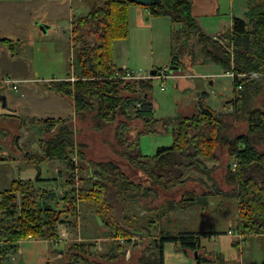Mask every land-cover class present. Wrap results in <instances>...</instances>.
<instances>
[{
    "label": "trees",
    "instance_id": "16d2710c",
    "mask_svg": "<svg viewBox=\"0 0 264 264\" xmlns=\"http://www.w3.org/2000/svg\"><path fill=\"white\" fill-rule=\"evenodd\" d=\"M85 1L90 5L88 13L77 15L73 20V34L69 42L71 56L68 54L67 57L68 74L64 79L52 78L50 82L47 80L39 82L40 87L70 100L74 106L75 116L38 120L40 123L47 124L46 128H43L45 133H51L56 124L59 125V129L57 131L54 128L53 133H56L51 139L47 141L42 137L39 139L42 148L40 159L37 161L31 157L28 160L24 159L28 162L26 164L28 167L34 166L38 170L37 177L33 181L13 182L10 190L0 193L2 261L9 259V253H17L18 243L21 240H27L30 236L50 241L59 239L58 211L54 212L49 208L51 207L47 203L50 200L49 196H43L40 191L43 183L56 181V179L41 178V166L44 161L56 160L64 163L66 165L65 175L70 179L69 184L73 186L71 189L73 198H78L82 202L95 198L94 202H101L94 204H100L105 212L114 208L106 198L105 193L108 192V187L103 182L104 179L111 181L114 185L119 184L118 191L121 194H127L130 199L134 200L133 204L141 209L145 208L141 202L142 198L149 199L157 195V190L152 188V185L143 187L141 183L130 181L119 167L105 162L95 164V174L102 175L100 180H95L97 181L95 188L83 191L80 187L77 189L74 186L76 184L75 156L81 162L84 161L85 153L82 149L85 146L76 143V130L72 127L73 119L82 120L87 117V114L90 115L91 128L99 133L112 125L118 111H124L123 104L128 105L131 101L122 97L123 88L126 87L127 90L129 88L131 93L137 90L134 85L129 86V83H123L122 80L115 78L121 74L123 69L117 67L115 63L114 42L128 39L132 6H142L148 9L153 18L163 16L171 18L174 25L171 65L178 66V61H181L177 54L180 49L178 47L180 38L183 37V42L186 44L195 34L200 44L207 48L210 61L219 64L225 73L235 74L233 114H235V119L244 118L248 124L247 132L231 136L229 131L233 125L225 119L228 113L204 106L202 111L190 117L156 119L154 104L146 95L154 89V80L148 81L149 83L135 84L137 88L145 90L143 96L146 99L136 110V117L145 122V128L137 134L133 141H130L126 138L124 131V128L128 129V124L121 122L116 128L115 136V139L122 145H126L127 150L124 154L130 164L146 176L150 183L159 186L165 192L183 187L190 180L188 171L191 169L198 170L211 179L216 190L212 192L213 194H191L192 198L187 195L178 203L168 201L167 207H162L157 214L164 216L170 208H186L188 205L200 206L203 210H207L209 197L222 195V192L214 180L209 177L217 166L209 168L203 161L215 162L216 150L224 147L230 158L226 180L227 183L235 185L230 193L236 199L240 211L237 228L242 235L248 238L262 237L264 239V106L254 109L247 106H250V99L253 96L260 95L261 83H264V10H262L264 6L260 5L264 2L254 4L245 19L235 17L231 30L227 35L222 36V44H220L211 36L203 33L196 18L192 15V0H151L149 4L136 0ZM4 43L14 54H19L20 51L17 48L25 49L26 47L21 41L7 39ZM209 45L212 46L211 50L208 49ZM0 86V88H5L7 85L3 83ZM242 94H244L243 97ZM21 116L11 117L21 120ZM23 117L36 121L35 117ZM160 123H163L164 127L168 124L172 125L173 144L170 147L159 148L151 157L145 156L141 150L140 139L146 135L159 133L157 125ZM20 126L23 127L22 120ZM29 129L27 128L28 131ZM14 144L17 145L16 139H14ZM258 144L263 148L258 149ZM69 184L67 183L68 186ZM79 189L80 194H78ZM129 193H132L131 196L128 195ZM19 196H21L20 206L17 204ZM1 213L6 214L5 217L14 218L12 223L7 225ZM72 216H75V213H72ZM150 224L153 222L150 221ZM121 234L124 237L127 236L124 231ZM175 240H180L185 250L196 252L200 246V236L195 238V236L182 237L179 234L173 236L171 234L162 239V248L167 241ZM234 246L239 247V242L234 243ZM160 252L163 253V250ZM157 260V264H164L162 254ZM205 261V258L199 257L197 264Z\"/></svg>",
    "mask_w": 264,
    "mask_h": 264
},
{
    "label": "rangeland",
    "instance_id": "374dc122",
    "mask_svg": "<svg viewBox=\"0 0 264 264\" xmlns=\"http://www.w3.org/2000/svg\"><path fill=\"white\" fill-rule=\"evenodd\" d=\"M255 1L256 5L260 4L261 1L264 2V0ZM86 3L89 7V3ZM260 5L264 6V3ZM85 8L87 7H83L81 10L83 11ZM131 10L134 13L135 8ZM81 15H86L85 11ZM145 22L148 23V20H145ZM150 23V27L138 28L137 23L132 22L129 26L128 39L114 42V55L117 66L122 67L125 64L129 68V70L123 69L121 74L115 78L122 80L123 83H129V86L134 85V88L137 89L134 93H131L129 88L127 90L124 87L121 91L122 97L131 100L128 105L123 104L124 111H118L114 123L99 133L94 132L91 128V116L88 114L86 118L78 119L72 123L73 130H76L75 140L77 145L83 144L85 146L82 149L85 153V160L81 162L75 156L76 184L74 186L77 189L80 187L83 191L95 188V185H97L95 180H100L102 176L100 173L95 174V164L105 162L119 167L130 181L141 183L143 187L152 185V188L157 190V195L149 199L142 198L141 202L145 205V208L141 209L137 207L138 205L133 204L134 200L130 199L127 194H121L118 191L119 184L114 185L111 181L104 179L103 182L108 187V192L105 193L106 198L114 208L105 212L101 209L100 204H94L101 202H94L95 198L84 202L78 198H73L71 190L73 186L69 184L70 179L65 175L66 165L64 163L56 160L42 162V165L45 164L42 166L44 174L40 175L41 178L44 180L56 179V181L43 183L40 191L43 196H49L50 200L47 202L51 206L49 208L54 212L55 210L58 211L60 220L58 225L59 239L42 240L48 242L56 254L49 253L46 245L38 244L34 253L37 256L29 264H40L39 262L43 260L44 254L48 255L52 261L51 264H157V259L160 258L161 254L163 255L164 264H197L199 257L206 259L202 264H264V239L248 238L242 235L237 228L240 211L236 199L230 193L235 185L227 183L226 180L230 158L224 147L216 150L217 159L215 162L203 161L209 168L217 166L209 177L219 186L222 195L209 197L207 210H203L200 206L188 205L186 208H170L164 216H160L157 213L160 212L162 207H167L168 201L178 203L187 195L192 198L191 194H213L212 192H216L213 182L198 170L191 169L188 171L190 180L183 187L165 192L159 186L150 183L146 176L130 164L124 154V151L127 150L126 145H122L115 139L116 128L121 122L128 124V129L124 128V131L126 138L130 141H133L137 134L145 128V122L136 117V110L142 105V101L146 99L143 96L145 90L137 88L135 84L139 82L149 83L150 80H154V89L152 92H148L150 97L148 94L146 95L154 104L156 119H173L179 116L190 117L199 113L205 107L200 104V102H203V94L200 91H206L210 94L209 99L205 97L209 108L228 113L227 115L224 114L225 119L233 125L229 134L234 136L247 132L248 124L246 120L241 117L235 119V114H233L234 99L229 98L230 100H228L226 97H222L228 95V89L225 91L224 88L219 90L215 85L212 87L208 82L209 80L201 76L203 73H200L199 79L193 80L195 88H183L181 84L178 85V81L169 77L168 74L170 73L173 76L178 75L183 78L192 77L190 70L195 65L201 63L211 65L213 63L207 55V48L200 44L199 38L193 34L186 44L183 42V37L179 40L178 47L180 49L177 54L181 61H178V66H184V71H190V75L184 71L183 73L171 72L169 67L172 60L170 53L172 28L174 27L172 20L170 17L163 16L151 18ZM227 33L211 38L222 44L221 38ZM62 38L56 41L65 48V65L68 67L67 57L70 54V37L64 35ZM48 43H52L51 38L38 40L35 42V46L27 45L23 57L29 58L31 52H35V47L43 48ZM208 49L211 50L212 46L209 45ZM40 55L36 57L38 69L34 76L42 79L51 78L56 72L51 73L52 69L57 70L61 66L48 65L45 61L47 59L46 51H42ZM151 63L155 65V74L151 73L153 71L150 67ZM166 65L167 67H162ZM158 72L159 74L156 76ZM198 72L202 71L198 70ZM55 74L58 75V71ZM162 74H167L168 78L166 80L159 79V75ZM230 77L232 78L231 75ZM221 80L223 81V87H232L229 79L223 78ZM183 82H186V80ZM260 91L259 96H253L250 99V106L247 105L249 108H262L264 106V83H261ZM243 96L244 94H242ZM191 108L193 109L190 111V115L186 116L188 113L185 110ZM11 116H7V125L5 124L4 127L15 132L14 139L17 140V145L12 143V138H9L8 135L4 138V145L8 148L9 143H12L14 148L16 147L20 152L16 151L15 154L21 157L22 167H28L26 165L28 162L24 159L28 160L29 157L36 161L40 159L42 148L39 139L41 137L45 141L51 139L56 133H53L55 129L58 131L59 125L56 124L51 133H45L43 128H46L47 124L38 122L40 119L33 121L22 115L23 127H21V120ZM27 128H30L29 131ZM157 129L159 133L141 137L140 144L143 154L149 156L154 154L150 153L151 142L152 144H163V142L171 139L172 141L170 143L168 141V145L164 146L172 145V125L168 124L167 127H164L163 123H160L157 125ZM0 144L2 145L3 141ZM257 148L261 149L263 146L258 144ZM36 153L37 155H35ZM8 156L9 158L13 157L12 155ZM38 186L40 187V185ZM80 189L78 194L81 193ZM131 194L128 195L131 196ZM18 198L17 202L20 201L21 196ZM38 202H42V200H38ZM17 204L20 206L21 202ZM72 213H75V216H72ZM1 215L7 225L12 223L14 218L5 217L6 214L3 215L2 213ZM152 216L153 218H151ZM150 221L153 224H150ZM63 230H65V234H62ZM123 231L127 233V236L124 237L121 234ZM171 234L172 236L179 234L182 237L195 236V238L200 236L199 249L196 252L185 250L180 240L167 241L162 248V239ZM34 240L40 241L41 238L34 237ZM55 241L60 242L56 244ZM237 242H239V247L234 246V243ZM161 250H163V253L160 252ZM12 254L15 253H9L8 261ZM25 254L31 257L33 255L32 249H28ZM55 257L58 258L55 259ZM25 262L26 260L22 264H27Z\"/></svg>",
    "mask_w": 264,
    "mask_h": 264
},
{
    "label": "crops",
    "instance_id": "0c3cea01",
    "mask_svg": "<svg viewBox=\"0 0 264 264\" xmlns=\"http://www.w3.org/2000/svg\"><path fill=\"white\" fill-rule=\"evenodd\" d=\"M255 3V0H192V15L196 18L204 34L211 37L219 36L231 30L235 17L245 19L247 13ZM83 7L87 8L82 11L81 9ZM132 8H135L134 13L131 10ZM84 11L86 14L89 11V7L85 0H0V85L10 80L17 83L18 86L17 89H14L11 85L7 84L5 88H0V94L2 95L0 97H6V101H2V98H0V117H2L0 118V143L3 141V146L0 144V193L10 190L13 182L19 180H34L38 175V170L34 166L22 167L21 157L15 154L16 151H19L16 147L14 148L12 144L14 143L15 132L4 127L7 121L6 116L24 115L35 117V119H62L75 116L74 106L70 100L53 91H48L44 89V87H40L39 82L42 80L50 82L52 78L64 79L68 74V67L65 65V48L59 45L56 40L59 41L63 39L62 37L64 35L72 37L73 20L75 16L81 15ZM147 16H149V18H147ZM151 18L153 19V17L150 16L149 10L142 6H132L130 8V25L132 22H136L138 28H147L151 26ZM145 20H148V23H146ZM173 29L174 27L172 28V33ZM44 38H51L53 44L48 43L44 45L43 48L35 47V52L32 51L29 58L23 57L25 53L23 47L20 49L17 48V46L16 48L20 52L19 54H14L8 45L4 43V40L9 39L21 41L26 46H35L36 41L43 40ZM42 51L47 52V59L45 61L48 65L61 66V68L57 70L54 68L52 69L51 73L54 71L56 72H54L51 78L42 79L35 78L34 76L38 69L36 57L40 55ZM117 67L129 70L128 66L125 64L122 67ZM150 67L153 69L151 73L153 74L154 71L156 73V70H154L155 65L151 63ZM162 67H167V65ZM169 68H171V72L177 71L183 73L185 70L184 66L171 65ZM198 70L202 72H198ZM57 71L59 74L62 73L61 76L55 74ZM190 71L186 70L184 72L189 73V75L191 73L192 77L183 78L178 75L173 76L170 72L171 75H168L172 77V79L178 81V85L181 84L183 88H195V82L193 80L199 79L198 76L200 73H203L201 76L209 80L208 82L212 87L215 85L219 90L224 88V90L227 91L228 89V95H223L222 97H226L228 100H230L229 98H233L234 78H231L228 72L225 73L219 64L212 63L210 65L201 63L200 65H195ZM223 78L226 80L229 79L232 83V87H223V81L221 80ZM183 79L186 80V82H183ZM200 93L203 94V102H200V104L209 107L205 97L209 99L210 94L206 91H200ZM192 109L193 108L185 110L188 113L186 116L190 115ZM73 121H76V119L74 118ZM7 135L9 138H12V143L10 144L8 142V148L4 145V138L7 137ZM2 137L3 139H1ZM168 141L170 143L172 140L169 139L163 142V144H152L151 142L150 153H154L152 155H155L159 148L170 147L164 146L168 145ZM8 155H12L13 157L9 158ZM143 155L149 156L148 154ZM42 166L41 174L43 175L44 170ZM258 238L263 240L262 237H257L256 239ZM1 244L2 243H0V251ZM38 244L46 245L49 253L52 252L56 254L55 251L53 252L48 242L27 239L18 243V251L11 255L9 261L6 260V262H3L0 253V264H22L24 260H26L25 263L29 264L31 260H34L37 256H35L34 253ZM28 249H32V254L34 256L32 255L30 257L25 254ZM56 258L58 257H55V259ZM51 262L48 255L44 254L43 260L39 263L51 264Z\"/></svg>",
    "mask_w": 264,
    "mask_h": 264
},
{
    "label": "built area",
    "instance_id": "2783aa9c",
    "mask_svg": "<svg viewBox=\"0 0 264 264\" xmlns=\"http://www.w3.org/2000/svg\"><path fill=\"white\" fill-rule=\"evenodd\" d=\"M124 70H127V69H124ZM229 74L232 76V78H235V74H234V73L229 72ZM156 76H157V75H156ZM167 78H168V75H167V74L159 75V79H161V80H166ZM4 84H6V85L9 84V85H11L14 89H17V88H18L17 83L12 82V81H10V80L5 81ZM62 234H65V230L62 231ZM28 239L31 240V239H34V237L30 236ZM58 242H60V241H55L56 244H57Z\"/></svg>",
    "mask_w": 264,
    "mask_h": 264
},
{
    "label": "water",
    "instance_id": "95a60500",
    "mask_svg": "<svg viewBox=\"0 0 264 264\" xmlns=\"http://www.w3.org/2000/svg\"><path fill=\"white\" fill-rule=\"evenodd\" d=\"M136 1L143 3V4H149L151 2V0H136ZM170 71H171V68H170ZM153 74H155V71ZM0 98H2V101H6V97H0Z\"/></svg>",
    "mask_w": 264,
    "mask_h": 264
}]
</instances>
